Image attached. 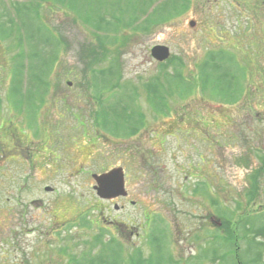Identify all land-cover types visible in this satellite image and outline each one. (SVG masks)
I'll return each mask as SVG.
<instances>
[{
    "label": "rangeland",
    "instance_id": "rangeland-1",
    "mask_svg": "<svg viewBox=\"0 0 264 264\" xmlns=\"http://www.w3.org/2000/svg\"><path fill=\"white\" fill-rule=\"evenodd\" d=\"M95 1L91 2V5L96 4ZM152 2L151 7L147 9L151 21L149 30L145 32L135 31L136 35H133L128 43H125V45L127 44L125 48L120 47L122 53L120 55L121 72L119 71V79L121 84L126 83V86L128 85L127 89L125 90L122 85L104 89L101 100L96 94L101 87L99 86V82L92 80L93 70L89 67L90 64L86 62L82 66L77 54L79 48L83 46L82 42L87 39L90 42V38L93 36L91 29L86 26H81L83 24H79V21L78 24L72 22L71 18L68 19L63 14H51L52 16L47 14V16H51L50 18L55 17L51 23L61 27L59 32L66 39L65 46L67 44L69 45L68 51L64 50L59 55V67H57V64L55 66L60 71L61 76L66 75L68 70L70 73L65 78H62L59 83L51 84L53 90L50 88V93L46 95L47 100L42 110L38 109V105L32 101H29L25 107L26 111L31 114L32 130L35 127H40L41 120L45 128L41 136L47 139V135H49L51 130L52 135L46 142L48 148H52V139L59 133L61 137L67 140L64 144L58 142L56 146L58 154L63 158H66V153L69 154V159L66 162L71 163L73 170L81 171L85 169V171L90 170L92 172L102 173L111 170L117 165H125L124 162L127 160L125 156L127 154L132 156L133 153H129L127 150L123 152L121 149V152L124 154H114L113 150L118 149H112L115 147L114 145L105 144L104 139L106 133H100L98 143L94 142L97 140L95 139L96 132H102L101 130L103 129L97 125L94 117L92 118L90 116V109L98 110L102 105L112 104L115 99H122L125 102H129L130 107L128 111L138 109L140 104L145 114L144 118L141 117V124L139 125L140 131L132 139L124 140L121 147L133 149L135 146L138 147L141 145L142 147V143H145V150L150 146L149 149L152 152L159 153L155 159H150L146 163V167L138 168L137 170V167L134 165L132 168L133 171L129 174L135 177L141 175V178L131 180V183L128 185L133 192L130 198L136 200V204L137 200L139 201L140 206L138 207H146L153 213L159 212L168 223L174 225L173 234L175 237L173 240L175 248L173 255L176 257L177 255L184 257L189 253H193L195 250L199 251V248H196L197 246L191 240L193 241L195 232V234H199L204 229L202 225L204 223V217H200V215L207 212L209 215H219L217 214L219 212L215 213L213 211L217 208L216 203L211 206L210 200L207 201V208L201 202H198V199L183 202L179 200L178 197L180 195L175 188V184L184 181L186 175L189 174L187 165L190 161L192 164L199 163V165H203L209 176L214 175V170H216L217 178L223 179H215L210 182L212 190L219 195L224 216L235 220L240 216V212L258 211L260 205L264 206V172H259L256 178L252 176V182L248 178V175L252 173L254 167L258 166L256 155L254 153H248L251 163L248 169L237 164V161L241 160V157L247 154V146L242 142V138L247 137L249 143L252 144L251 148H256V154L258 156L262 155V150L264 151V51H233L231 47H226L225 44L219 43L221 38L225 42L234 44L235 40L239 38L238 36L240 38L242 36L241 32L240 35H234L238 34L240 30L245 33L249 31L251 35L243 36L244 40L248 39V37H252V39L256 38L257 41L260 38L263 40L264 0H184V4L180 3L178 7L171 8L172 10L169 8L173 12L170 16L167 15V12L165 13L164 10L160 9V0H153ZM113 12H119L121 15H124L123 11L119 10L112 3V0H102L98 13L104 18H107ZM145 15L144 12L142 14L143 19ZM153 16H158L160 20L163 18L165 20L160 21L161 23L154 22ZM69 17H72V15L70 14ZM79 20L81 19L79 18ZM192 20L195 21L194 26H191ZM114 25L118 28L116 34L124 31L122 30L124 21H120L119 24ZM227 31L233 35L229 36ZM129 34L131 35L133 33L131 32ZM220 34H224V36L221 37ZM100 36L104 37L103 31ZM91 42L93 41L91 40ZM158 43L166 45L171 53V59L161 63L162 66H165L162 71L169 70L179 73L184 70L182 74H185L191 79L192 86L187 90L176 88L168 94L166 92L167 100L170 104L168 114L159 113L160 115H154L147 106L143 94L138 100L137 96L140 92L139 84L141 81L148 79L162 67L149 55V48ZM118 45L119 43H113L108 45V47L110 51H118L115 50V47ZM260 46L264 49V45ZM89 47L90 43L87 49ZM11 51L8 55L10 57L12 55ZM111 55H116V53L113 52ZM212 56H214L215 61L210 60ZM204 59L207 62V64L201 65L204 68V72L207 71L208 66L210 69H221V71H236L242 89L245 88L244 90L247 91V88L250 87L248 91L252 93L242 95V92H240L235 100L225 101L223 98V89H226V86L223 81L219 85L209 86V83L202 84L198 78L200 75L199 64ZM180 76L185 77L184 75ZM193 77H196V80ZM74 78L76 79V83L72 85L66 84L67 80L71 81ZM203 86L208 87L205 90L202 89L204 88ZM254 89L256 91L255 96H253ZM259 89L260 91L258 92ZM37 91L38 94L36 96L40 98L45 94L46 89L38 88ZM0 94L3 101L4 85L0 86ZM127 94H130L133 100H127ZM178 95H181L182 98ZM57 97L64 99L65 103L77 112H71L66 105L61 108V102L54 104L53 101L56 102L58 100ZM8 108L11 110L10 104ZM60 110L62 111L60 112ZM5 111V114H13L12 110L7 111L5 109ZM82 115L86 118H83ZM227 115L236 119L240 132L237 129H233L232 131L226 129L224 117ZM90 117L92 125L90 124ZM16 118L17 115L14 114L9 118V121ZM46 118L48 119L45 120ZM110 118L114 119L112 116ZM205 120L208 121V125L204 124ZM169 123L171 124L170 128L168 126ZM167 128H169V132L164 130ZM152 132L162 134L168 132V135H166L164 141L160 139L155 140V138L151 140ZM32 133L35 136L33 139L34 142H38L36 139L37 136L34 132ZM237 144L245 146H241L240 150L237 149ZM111 151L112 154L110 153ZM44 161L42 160L37 163L35 168L33 166L31 175L40 176L42 183L52 184L51 180L47 178L50 176L51 166L48 165V162L44 165ZM8 168L9 166L5 167L4 172ZM47 168L48 171L46 172ZM127 168H130L129 163L126 166ZM88 173L91 172H81L79 174L80 194L89 185ZM151 175L158 177V184L156 185L158 187L157 191L144 184V182H147L145 177H150ZM34 180L36 179L34 178ZM188 180L191 179L188 178ZM223 184H225L223 186L225 190H221ZM255 185L258 187L259 195L257 201L253 202L252 198L248 197L246 193L251 195V190ZM58 186L61 187V191L65 188L62 183L58 184ZM2 192L4 191L0 190V195ZM41 195L44 196V194ZM85 195L89 196V192L85 191ZM192 197L194 196L188 198L190 199ZM157 198L161 199L158 200ZM90 201V203L95 202L91 198ZM160 202L166 204L161 206ZM81 203L82 198L80 200ZM0 205L2 207L9 204L6 200H0ZM106 205H108L106 202H102L98 207H105ZM53 206L57 209H65L67 213H70L74 205L69 200L59 199ZM85 207L86 205L82 208ZM130 209L132 210L133 208ZM87 214L90 216L85 215L86 218H92V215H97L93 213L92 206ZM107 216L111 219L121 220L125 217V213L123 211L112 210L111 206H109ZM108 217L106 220H110ZM261 220H264V218ZM226 222L224 220L223 224ZM153 223L163 225L159 215L153 217ZM208 223L212 225L210 221ZM179 225H192L193 228H191V232L185 228V236H183V234L176 232ZM224 229L228 228L224 227ZM95 230L96 227L94 225L88 222L84 223L81 226V239L90 238L92 231ZM103 230L107 233V236H111L112 232L118 234L112 227L108 226L107 222L103 224ZM221 232L222 230H217L216 227L207 230V240L212 236L211 241L216 242L217 240L215 239ZM143 234L146 240L148 237L153 240V247L157 244L156 234L153 237L152 230H146L145 228ZM96 235L97 231L95 232ZM119 238L121 240V237ZM249 238L252 241L255 239L258 242L259 239H262V253L258 254L259 261L253 258L250 260L249 251L252 245L249 239L240 241L238 249L242 253L240 255L244 264H264V235L261 236L258 234L257 236H250ZM121 241L127 245L126 240ZM147 245L150 247L149 244ZM134 248L137 247L134 246ZM111 249L112 247L109 246L104 252H98L95 259L98 260L104 255L110 254ZM171 249L169 241L165 245V250L171 252ZM142 252V248H139L138 253L142 254ZM230 257H233V255ZM232 260L230 258L228 261L220 262L219 259L213 260L207 257L204 258V261L198 263L218 264L216 262L218 261L220 264H230ZM189 264L197 263L192 261Z\"/></svg>",
    "mask_w": 264,
    "mask_h": 264
},
{
    "label": "flooded vegetation",
    "instance_id": "flooded-vegetation-1",
    "mask_svg": "<svg viewBox=\"0 0 264 264\" xmlns=\"http://www.w3.org/2000/svg\"><path fill=\"white\" fill-rule=\"evenodd\" d=\"M2 130L13 144L8 155L16 149L25 150L11 122H4ZM23 179L29 180L30 176ZM11 180L13 184L16 182L15 177ZM77 227L78 224L71 223L63 214L53 211L48 214L47 208L0 207V264H79L81 235ZM122 227L125 236L137 235L131 227L123 223Z\"/></svg>",
    "mask_w": 264,
    "mask_h": 264
},
{
    "label": "trees",
    "instance_id": "trees-1",
    "mask_svg": "<svg viewBox=\"0 0 264 264\" xmlns=\"http://www.w3.org/2000/svg\"><path fill=\"white\" fill-rule=\"evenodd\" d=\"M91 1L95 0H24L23 5H30V11L27 12L24 7H21V10L27 14V17L24 20L21 21H15L11 19L9 23L7 24V27L5 29V34L10 37H15L16 35H27L36 42L40 43V45L43 47L46 43L51 42H58L59 40L56 39V37H53L51 34L50 29L47 27L45 21L46 19V10H50V12H53L55 10H60L62 8L70 7L73 8L75 5H79V9H77V15L81 17L84 21L87 20V14L89 6H91ZM102 0H96V2H101ZM153 0H112V3L117 6V8L121 11H123L124 15H121L119 12H113L110 14V19L112 21L118 19L117 21H124L132 23L135 21L140 15H142L144 12L147 14L146 16V23H143L145 27L150 28L151 21L148 17L147 9L150 8ZM184 4V0H160L159 7L161 10H164L165 13L167 12V15L170 16L173 12L170 11L171 8H176L179 6V4ZM47 5V8L45 7ZM17 10H20V7H15ZM170 8V9H169ZM172 10V9H171ZM158 11V10H156ZM24 13L22 14L23 16ZM154 13V12H152ZM20 15L19 17H21ZM100 15V13H92L90 14V19L93 18V16ZM123 16V17H122ZM94 18H98L99 22L101 23V20L104 19L103 16H97ZM101 20H100V19ZM125 18V19H124ZM154 22H162L165 19H159L158 16H153ZM160 22V23H161ZM139 25V24H138ZM18 32V34H16ZM54 40V41H53ZM40 53L37 51L33 52V55L38 56ZM95 65L98 64L97 61L94 62ZM32 70L34 72L35 67H32ZM44 74V70L41 71V74L36 73L33 74V77L35 79L39 80V77H41ZM179 73L173 72V73H166L163 78L159 79L156 78L154 82H151L149 85L152 86L153 90H151L155 97H151L150 103L156 105L158 109L163 110L164 106L162 104L164 103V100L166 98L164 92L166 90L167 94L170 92V87L173 84H181L182 80L179 77ZM165 84V85H163ZM162 85L164 87V92H162ZM166 105V104H165Z\"/></svg>",
    "mask_w": 264,
    "mask_h": 264
},
{
    "label": "water",
    "instance_id": "water-1",
    "mask_svg": "<svg viewBox=\"0 0 264 264\" xmlns=\"http://www.w3.org/2000/svg\"><path fill=\"white\" fill-rule=\"evenodd\" d=\"M155 49H156V51H153V52L155 53V55L159 59H163V58L167 57L168 51H167L166 47H155ZM110 175L111 176H115V177L117 176L118 177L116 171H115V173H112V174L111 173H108V174L104 175V177H110Z\"/></svg>",
    "mask_w": 264,
    "mask_h": 264
}]
</instances>
